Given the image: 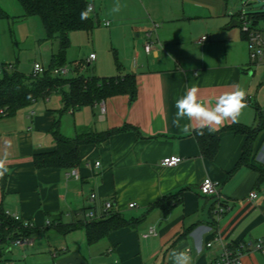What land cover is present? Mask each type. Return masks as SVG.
Returning a JSON list of instances; mask_svg holds the SVG:
<instances>
[{
    "label": "crops",
    "instance_id": "crops-1",
    "mask_svg": "<svg viewBox=\"0 0 264 264\" xmlns=\"http://www.w3.org/2000/svg\"><path fill=\"white\" fill-rule=\"evenodd\" d=\"M118 2L121 8L115 13L117 0L90 2L98 23L115 22L111 37L128 39L122 46H128L129 59L117 58L115 67L101 76L134 74L135 96L116 93L65 110L55 91L58 95L52 92L0 117V157L7 150L11 170L5 181L0 179V208L20 214L35 230L29 235L33 244H6L2 264H171L173 249L187 250L193 264H209L224 246L264 236V180L259 182L264 131L254 142L253 167L237 166L247 135L231 127L256 126L257 108L264 114L263 86L253 77L256 69L238 12L229 0ZM236 20L239 25L233 26ZM148 32L157 42L150 53L145 49ZM236 84L246 89L247 107L238 123L228 120L219 128L218 150L207 157L195 133L184 135L173 126L175 100L195 86L199 100L212 106ZM56 122L68 138L126 128L104 141L82 143L77 165L38 166L37 154L57 148ZM168 156L182 161L166 166ZM206 177L228 198L220 215L214 211L218 200L200 191ZM252 191L257 197H250ZM106 201L129 224L90 243L85 212H100ZM132 202L136 206L130 207ZM150 227L157 235L144 237ZM262 257L251 252L241 264H263Z\"/></svg>",
    "mask_w": 264,
    "mask_h": 264
},
{
    "label": "trees",
    "instance_id": "trees-1",
    "mask_svg": "<svg viewBox=\"0 0 264 264\" xmlns=\"http://www.w3.org/2000/svg\"><path fill=\"white\" fill-rule=\"evenodd\" d=\"M24 9V16L37 15L40 17L46 39H59V51L52 56L50 66L38 75H26L17 69H4L0 76V117L13 115L19 109L31 105L40 97H46L52 92L62 95L64 109H77L84 105H94L105 97L116 93L136 94V78L134 74L125 76L98 77L86 76L80 72L84 65L83 60L75 63L77 74L66 77L54 74L55 68L66 64V53L70 46V33L76 30L92 32L95 28V17L92 14L87 20L80 19V13L85 9L89 0H19ZM238 17L240 12L237 13ZM253 25L260 26L264 19V12H247ZM0 17H9V14L0 7ZM245 37L244 33L242 32ZM8 65L7 63H2ZM65 87H68L66 90ZM3 111V112H1ZM257 124L253 127L234 124L231 127L237 132L247 135V142L237 166L248 165L253 167L251 159L254 155V142L264 131V114L257 108ZM123 128H112L102 132H86L74 138L64 136L58 129L53 130L57 148L56 150L37 154L38 166H67L71 167L81 162L79 147L82 143L100 142L110 138ZM196 138L201 146L202 153L212 158L218 150L220 131L214 134L198 136ZM5 181V178H3ZM264 180V169H260L259 182ZM129 222L119 213L111 212L108 216L88 220L84 223L88 241L93 243L111 231L123 227ZM33 227H25L21 221H16L7 216L5 210L0 208V264L4 260L6 244L21 236H29L34 232Z\"/></svg>",
    "mask_w": 264,
    "mask_h": 264
},
{
    "label": "rangeland",
    "instance_id": "rangeland-1",
    "mask_svg": "<svg viewBox=\"0 0 264 264\" xmlns=\"http://www.w3.org/2000/svg\"><path fill=\"white\" fill-rule=\"evenodd\" d=\"M229 2L235 12H264V0H229ZM96 5H99L98 2ZM0 7L9 14V17H0V63H7L11 65L12 70L17 69L26 75L33 73L36 62L47 69L50 66L52 55L59 51V39H46L40 17L37 15L24 16V9L19 0H0ZM102 17L103 14L100 15V18ZM114 24L115 22L111 26H105L95 19V28L92 32L76 30L70 33V46L66 53V64L63 66L67 69L66 77H73L77 74L75 63L79 60L84 61L80 69L81 73L86 76L102 77L101 75H104L106 71L115 67L117 58L124 61L129 59L128 46L127 49L122 46V42L126 43L128 39L110 35ZM259 27L264 29V19ZM91 52L97 55L96 60H87ZM251 67L256 69L253 77L260 84L262 83V97L264 98V64ZM53 94L58 95L54 92ZM257 253L263 255L260 252ZM262 261L264 264L263 257Z\"/></svg>",
    "mask_w": 264,
    "mask_h": 264
},
{
    "label": "built area",
    "instance_id": "built-area-1",
    "mask_svg": "<svg viewBox=\"0 0 264 264\" xmlns=\"http://www.w3.org/2000/svg\"><path fill=\"white\" fill-rule=\"evenodd\" d=\"M240 25L241 30L245 35V39L248 43L250 62L252 65L256 66L259 64H264V29L253 25L252 21L249 19V16L246 12L240 11ZM104 25L109 26L110 21L104 22ZM207 36H202L201 41L206 40ZM156 39H152V32L147 33V42L145 49L147 52H151L156 46ZM96 55L93 53L90 55V59H95ZM4 69L11 70V65H4L0 63V73ZM45 71V68L38 62L34 64L33 74L38 75ZM67 72L66 68L59 67L53 70L54 74L64 75ZM3 112V111H1ZM182 161L180 156H168L163 159V164L166 166H176ZM77 174V172L75 171ZM200 191L202 194L207 196H214L218 201L217 206L214 208L216 214L220 215L227 210L228 206L225 205V202L228 201V198L221 194L220 190L217 187V183L209 177H206L200 184ZM257 192L252 191L250 197H257ZM96 194L91 193V198H95ZM130 207L136 206L135 202L129 204ZM113 208L112 201H106L103 203L102 209L100 212L95 210H87L85 212V220H95L101 219L108 216L111 213ZM7 216L11 217L16 221H21L25 227H33L34 224L29 220H23L21 215L18 213H13L9 210H5ZM51 221L47 222V225H51ZM151 235H157V230L155 227H150L144 234V237ZM13 242L17 245L33 244V238L30 236H21L15 238ZM213 245V242H208L207 246L210 247ZM251 252H260L264 255V236L256 240H242L236 243H233L228 246L223 247L221 255L212 261L209 264H241L242 258L245 254ZM4 264H11L10 262H5Z\"/></svg>",
    "mask_w": 264,
    "mask_h": 264
},
{
    "label": "clouds",
    "instance_id": "clouds-1",
    "mask_svg": "<svg viewBox=\"0 0 264 264\" xmlns=\"http://www.w3.org/2000/svg\"><path fill=\"white\" fill-rule=\"evenodd\" d=\"M120 4L117 0L112 12L120 11ZM94 13V6L87 4L80 13V19L87 20ZM198 88L193 86L187 89L186 93L175 100V114L172 119L174 127L178 128L184 135L198 136L214 134L219 131L225 121L231 120L238 123L242 112L247 107L246 89L242 84L233 86L232 91L219 95L212 106L201 102L198 98ZM9 153L5 150L0 157V179L11 174V170L6 166ZM171 264H193V257L187 250L173 249L169 253Z\"/></svg>",
    "mask_w": 264,
    "mask_h": 264
},
{
    "label": "water",
    "instance_id": "water-1",
    "mask_svg": "<svg viewBox=\"0 0 264 264\" xmlns=\"http://www.w3.org/2000/svg\"><path fill=\"white\" fill-rule=\"evenodd\" d=\"M232 25H233V26H234V25H237V26H238V25H239V20H236V23H235V24H232Z\"/></svg>",
    "mask_w": 264,
    "mask_h": 264
}]
</instances>
